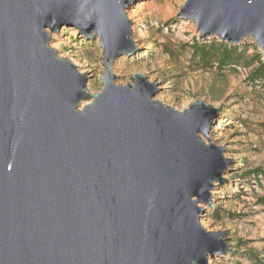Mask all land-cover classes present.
I'll return each instance as SVG.
<instances>
[{
    "label": "water",
    "instance_id": "water-1",
    "mask_svg": "<svg viewBox=\"0 0 264 264\" xmlns=\"http://www.w3.org/2000/svg\"><path fill=\"white\" fill-rule=\"evenodd\" d=\"M134 3L0 0V264H209L231 252L226 231L201 224L232 164L209 142L220 110L166 107L144 74L116 84V62L137 51ZM177 18L203 41L253 38L264 62V0H186ZM63 27L97 39L101 92L51 48Z\"/></svg>",
    "mask_w": 264,
    "mask_h": 264
},
{
    "label": "rangeland",
    "instance_id": "rangeland-1",
    "mask_svg": "<svg viewBox=\"0 0 264 264\" xmlns=\"http://www.w3.org/2000/svg\"><path fill=\"white\" fill-rule=\"evenodd\" d=\"M186 0H135L142 11L132 22L137 51L123 56L114 66L116 84L132 85L136 74L157 83L160 92L154 100L178 112L196 101H205L220 110L210 136V144L223 148L232 164L224 173L225 181L212 191L213 208L205 207L201 224L210 232H224L231 252L210 260L211 264H264V77L251 79L258 68L262 51L253 38L237 47L242 62L218 71L204 69L193 54L200 39L196 24L177 18ZM51 48L61 59L69 58L81 74L90 78L88 89L99 93L104 68L97 39L83 36L76 27H63L52 34ZM57 46L55 48L54 46ZM231 47V48H233ZM119 76V77H118ZM91 101L83 104L87 106ZM202 140L207 144L206 138ZM260 170V174H256ZM219 213L220 220L214 216Z\"/></svg>",
    "mask_w": 264,
    "mask_h": 264
},
{
    "label": "trees",
    "instance_id": "trees-1",
    "mask_svg": "<svg viewBox=\"0 0 264 264\" xmlns=\"http://www.w3.org/2000/svg\"><path fill=\"white\" fill-rule=\"evenodd\" d=\"M193 54L199 58L200 64L203 68L212 69L213 65H216L218 71H222L224 68H232L233 71L235 67L239 66L242 62V55L239 53L237 47L231 48L227 43L218 41L214 39L212 43H196L193 46ZM264 77V62L262 59L258 61V68L252 74L251 79L255 81L257 78ZM257 175L260 174V170H256ZM264 204V198L260 201ZM217 212L214 216L216 219L220 220V216Z\"/></svg>",
    "mask_w": 264,
    "mask_h": 264
},
{
    "label": "bare ground",
    "instance_id": "bare-ground-1",
    "mask_svg": "<svg viewBox=\"0 0 264 264\" xmlns=\"http://www.w3.org/2000/svg\"><path fill=\"white\" fill-rule=\"evenodd\" d=\"M134 6V5H133ZM132 6V7H133ZM142 9H143V7L141 6V5H139V4H136L133 8H132V10L130 11V18L132 19V20H134L135 19V16H138L139 14H140V12L142 11ZM55 48H57V46L55 45L54 46ZM211 260V259H210ZM210 260H209V264H211L210 263Z\"/></svg>",
    "mask_w": 264,
    "mask_h": 264
}]
</instances>
